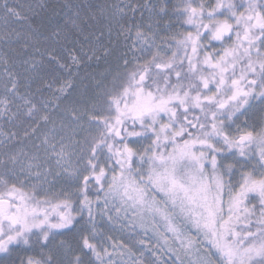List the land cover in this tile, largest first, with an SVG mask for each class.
I'll list each match as a JSON object with an SVG mask.
<instances>
[{"label": "snow or ice", "instance_id": "snow-or-ice-1", "mask_svg": "<svg viewBox=\"0 0 264 264\" xmlns=\"http://www.w3.org/2000/svg\"><path fill=\"white\" fill-rule=\"evenodd\" d=\"M0 21V264H264V0Z\"/></svg>", "mask_w": 264, "mask_h": 264}, {"label": "rangeland", "instance_id": "rangeland-1", "mask_svg": "<svg viewBox=\"0 0 264 264\" xmlns=\"http://www.w3.org/2000/svg\"><path fill=\"white\" fill-rule=\"evenodd\" d=\"M36 1L38 3L40 2V0H36ZM46 2L52 3V2H55V0H46ZM147 16H148V14H147V12H145V18H147ZM1 47H2V44H0V52H3V51L7 50V49L1 48ZM93 69H96V65L95 64H93L89 70L91 71ZM0 94H2V88H0ZM0 127H3L4 130H7L9 132H11V131H19V132H21V135H22V131H21L20 128L9 126L4 121H0Z\"/></svg>", "mask_w": 264, "mask_h": 264}, {"label": "trees", "instance_id": "trees-1", "mask_svg": "<svg viewBox=\"0 0 264 264\" xmlns=\"http://www.w3.org/2000/svg\"><path fill=\"white\" fill-rule=\"evenodd\" d=\"M3 0H0V3H2ZM8 3L12 4H36L38 3L36 0H8ZM5 30V26L3 24V21H0V33H2ZM1 48H4L3 46Z\"/></svg>", "mask_w": 264, "mask_h": 264}]
</instances>
